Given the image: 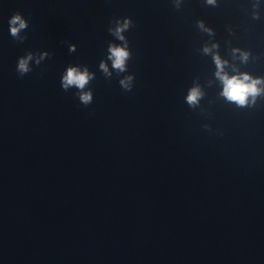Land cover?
Listing matches in <instances>:
<instances>
[{
  "label": "clouds",
  "instance_id": "9594fccd",
  "mask_svg": "<svg viewBox=\"0 0 264 264\" xmlns=\"http://www.w3.org/2000/svg\"><path fill=\"white\" fill-rule=\"evenodd\" d=\"M206 3L209 5H216V0H206ZM181 0H174L175 8L179 9ZM253 8L257 9L252 13L253 19H259L260 13L258 9L261 7L260 0H253ZM115 23V27L108 28V32L116 37L119 41H122V44H112L109 43L108 46V59L112 61V67L118 72L126 71V61L130 58V52L128 50L129 41L125 38L123 33L128 31L131 27L134 26L133 21L130 17H124L122 19H115L110 22ZM9 32L11 37L17 42L23 43L27 37L26 35L22 36L21 32L26 30L29 27L28 21L23 17V15L17 11L9 19ZM198 28L206 31L209 35H214V32L211 28H206L203 20H198L196 22ZM218 45L213 44L211 47L207 45L203 48L205 54H212L213 62L216 65V77L223 84V91L221 95L224 96L228 101L234 102L240 107H244L248 104V98L251 97V104L255 105L257 97L264 98V88L258 87L261 84H264V77H255L253 78L248 73H238L236 75L229 76L227 72L224 71L225 65L228 63L225 60H222L218 54L212 52L213 48H217ZM233 55L235 53H240V60L242 63H247L251 53L248 51H241L239 48H234ZM35 60V65L39 66L43 60V56H34L32 52H27L25 55L18 58L16 71L19 76L23 77L26 74L32 72L33 67L31 62ZM100 69L105 75H110L108 67L104 61L100 62ZM93 74L88 71L87 66L84 67L81 72L77 67L69 66L66 73L62 74L61 77V86L64 91H68L70 86H74L78 91L75 93L79 97V101L84 105L88 106L92 103L93 96L91 91H83L85 86L92 80ZM133 76H126L124 79L119 81L120 86L126 90L131 91V82ZM202 96L199 88H191L189 94L186 97V102L189 106H195L198 104L200 97Z\"/></svg>",
  "mask_w": 264,
  "mask_h": 264
}]
</instances>
